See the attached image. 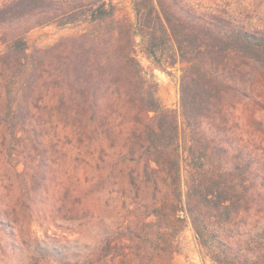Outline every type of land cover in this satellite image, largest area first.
<instances>
[{
	"label": "trees",
	"instance_id": "16d2710c",
	"mask_svg": "<svg viewBox=\"0 0 264 264\" xmlns=\"http://www.w3.org/2000/svg\"><path fill=\"white\" fill-rule=\"evenodd\" d=\"M73 2L9 0L0 8V25L65 26L82 7ZM134 12L135 23L117 19L111 1L96 0L85 18L89 32L41 52L56 69L57 91L64 86L60 121L76 131L92 164L104 141L115 140L106 168L118 174L111 183L100 169L97 189L86 197L113 185L115 195L106 204L96 198L72 209L85 211L76 237L37 240L31 264H177L187 229L213 264H264V163L229 126L233 108L258 103L248 78L257 65L264 72V33L185 0H135ZM137 32L149 42V56L157 59L158 42H171L173 64H186L179 109L164 106L145 78L135 56ZM28 49L17 37L7 56L22 65ZM37 71L31 86L41 78ZM21 106L13 123L24 130L30 114ZM42 176H36L41 186Z\"/></svg>",
	"mask_w": 264,
	"mask_h": 264
},
{
	"label": "rangeland",
	"instance_id": "374dc122",
	"mask_svg": "<svg viewBox=\"0 0 264 264\" xmlns=\"http://www.w3.org/2000/svg\"><path fill=\"white\" fill-rule=\"evenodd\" d=\"M64 1L75 3L74 0ZM95 1L78 0L82 7L77 11V21L65 26L58 21L38 27H30L31 22L24 21L0 25V264L34 263L30 250L37 240L76 237L85 211L77 215L72 209L82 210L84 204L96 198V203L106 204L110 195H115L113 185L104 192L86 197L96 191L98 178L95 176L100 169L111 183L116 182L117 171L111 175V168L106 167L110 166L109 158L118 143L105 140L102 151L96 154V161L90 163L89 152L80 145L76 131L60 121L57 101L65 93L64 86L57 91V85L53 84L56 69L41 53L62 38L80 37L89 32L92 27L85 18L89 5ZM109 1L117 19L136 22L135 0ZM185 1L200 10L225 12L243 25V29L264 33V0ZM7 2L9 0H0V8ZM17 37H23L29 46L28 61L22 65L7 56L8 45ZM135 40V56L142 64L145 78L155 86L164 106L179 109L180 81L186 64H173L175 49L171 42L165 45L158 42L157 59H154L148 55L149 42L141 33H136ZM34 70H38L41 78L31 86L28 79ZM250 70L248 81L257 86L258 103L243 101L242 109L233 108L229 126L243 139V147L253 151L264 163V72L259 65ZM34 77L36 79L38 74ZM26 105L30 118L24 131L21 124L13 122L20 106ZM39 121L41 125H37ZM39 133L43 134L41 146H38L41 143ZM43 157L46 159L41 163ZM45 172L46 181L41 186L36 176L43 177ZM4 224L8 225V231ZM184 239L183 253L175 257L177 264H213L192 229L184 232Z\"/></svg>",
	"mask_w": 264,
	"mask_h": 264
}]
</instances>
